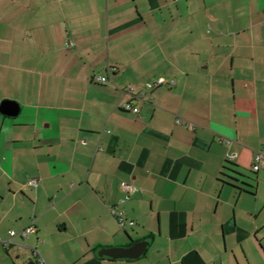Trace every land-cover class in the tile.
<instances>
[{
  "label": "crops",
  "instance_id": "0c3cea01",
  "mask_svg": "<svg viewBox=\"0 0 264 264\" xmlns=\"http://www.w3.org/2000/svg\"><path fill=\"white\" fill-rule=\"evenodd\" d=\"M263 150L264 0H0V264H264Z\"/></svg>",
  "mask_w": 264,
  "mask_h": 264
},
{
  "label": "built area",
  "instance_id": "2783aa9c",
  "mask_svg": "<svg viewBox=\"0 0 264 264\" xmlns=\"http://www.w3.org/2000/svg\"><path fill=\"white\" fill-rule=\"evenodd\" d=\"M111 71V69H110ZM96 81L100 84H104L108 81V78L107 77H98L96 79ZM168 83V80L165 79V78H160L154 82H151V83H148L146 85V91H152L153 89L159 87V86H162L164 84ZM126 94H135V89L134 88H130L126 91ZM136 95V99L138 100H142V101H145L146 100V97H147V94L146 92H141L139 94H135ZM120 108L122 110H126V111H130L132 110V112H134L135 114L139 112V109L138 108H133L132 105L129 103V102H124L120 105ZM236 157V155H230L229 156V161H232L234 158ZM261 170H264V150L261 151V152H258L255 157H254V165L252 167V171L254 173H258L260 172ZM38 183L37 180L35 179H32L30 181V184L33 185V186H36ZM121 188L123 191H125L127 193V198H129L131 195L137 193L139 190L132 184H127V183H123L121 185ZM111 215L116 219V221L118 222V224L120 225V227L122 228H125V227H134L135 226V222H132V221H128L125 219L124 215H123V212L121 211H118L117 209H111ZM36 232V229L34 226H30L24 230L21 231V236L24 237V238H27L29 237L31 234L35 233ZM17 235V233L15 232H11L10 233V236L11 237H15ZM11 244V242H6V247H9ZM33 255L36 259V262L37 264H46L44 258L42 257V255L37 251V250H34L33 251Z\"/></svg>",
  "mask_w": 264,
  "mask_h": 264
},
{
  "label": "water",
  "instance_id": "95a60500",
  "mask_svg": "<svg viewBox=\"0 0 264 264\" xmlns=\"http://www.w3.org/2000/svg\"><path fill=\"white\" fill-rule=\"evenodd\" d=\"M1 111L3 114L7 116L14 117L18 114L19 111V106L18 104L14 102H4ZM147 242L144 243H139L137 245H134L133 247L130 248H119V249H111L104 251L101 253V256H106L115 260L118 259H138L140 258L147 247Z\"/></svg>",
  "mask_w": 264,
  "mask_h": 264
},
{
  "label": "rangeland",
  "instance_id": "374dc122",
  "mask_svg": "<svg viewBox=\"0 0 264 264\" xmlns=\"http://www.w3.org/2000/svg\"><path fill=\"white\" fill-rule=\"evenodd\" d=\"M256 177L254 176V179H255ZM257 183H255V185H256ZM256 187V186H255Z\"/></svg>",
  "mask_w": 264,
  "mask_h": 264
}]
</instances>
